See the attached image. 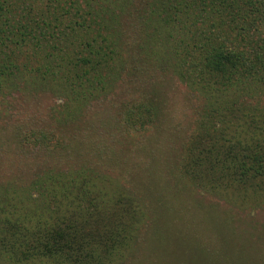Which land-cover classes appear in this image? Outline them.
<instances>
[{"label": "trees", "instance_id": "obj_1", "mask_svg": "<svg viewBox=\"0 0 264 264\" xmlns=\"http://www.w3.org/2000/svg\"><path fill=\"white\" fill-rule=\"evenodd\" d=\"M121 1L0 0V82L14 79L19 72L16 49L23 52L29 46H43L49 54L44 61H62L55 69L45 70L55 87H62V81L70 89L81 76L110 89L111 63L122 49L115 26ZM144 2L139 40L143 36L144 41L160 45L157 57L172 59L191 90L208 94V104L204 103L172 166L179 172L177 178L174 171L171 175L179 191L175 197L183 195L189 202L187 220L180 229L175 222L185 210L174 218L175 214H169L174 208L154 189V224L149 219L154 263L264 264V255L254 251L264 247L256 235L264 233L241 231L231 210L219 205L227 197L232 208H249L253 215L264 202V0ZM95 5L105 11L96 31L92 27L94 17L98 19L93 16ZM28 54L22 53L27 56L25 62ZM242 122L258 128L263 137L249 135ZM154 165L162 168L157 162ZM97 180V175H88L83 168L74 178L46 175L38 185L41 197L52 194L55 200L53 207L45 205L51 222L37 231L25 228L23 234L12 227L10 240L3 234L0 246L10 262L121 264L126 256L129 259L145 217L143 205L124 196L112 203L100 189L93 194L92 209L85 208L82 200L91 195ZM175 197L170 198L172 202ZM91 230L96 235L83 234Z\"/></svg>", "mask_w": 264, "mask_h": 264}, {"label": "rangeland", "instance_id": "obj_2", "mask_svg": "<svg viewBox=\"0 0 264 264\" xmlns=\"http://www.w3.org/2000/svg\"><path fill=\"white\" fill-rule=\"evenodd\" d=\"M109 1L105 0L107 4ZM144 1L117 3L115 26L121 34L118 41L122 49L111 63L110 89L81 76L76 77L77 85L73 83L70 89H65L62 81V87H55L45 70L55 69L62 61H44L49 54L43 46L15 50L19 72L14 79L0 82V238L4 234L10 240L12 227L20 234L25 228L44 229V223L51 222L45 205L53 207L55 200L52 194L41 197L38 183L46 175L74 178L83 168L88 175L93 173L100 179L91 188V195L83 198L85 208L92 209L93 194L100 189L110 202L124 196L129 202L143 205L140 207L145 217L138 226L136 243L131 242L132 254L121 264L164 263H154V189L161 191L163 202L174 208L169 214L185 210L175 222L177 227L184 225L189 202L183 195L175 197L179 191L171 178L173 171L176 173L172 166L193 132L202 107L208 104V94L191 90L178 75L172 59L157 57L160 45L144 41L143 36L139 40L138 29L143 31L139 17L146 8L140 5ZM93 16L98 17H94L95 26L91 25L96 31L105 11L95 5ZM22 53H29L27 62ZM242 126L249 135L263 137L258 128L243 122ZM255 130L261 136L253 134ZM156 162L162 168L154 165ZM171 197H175L174 202ZM231 204L226 197L219 205L231 210L240 221L241 231L264 233V202L253 215L249 208H232ZM259 223L263 226L258 227ZM92 233L83 232L96 235ZM256 235L258 244L264 245V235ZM254 251L264 255L263 246ZM0 264H15L1 246Z\"/></svg>", "mask_w": 264, "mask_h": 264}]
</instances>
